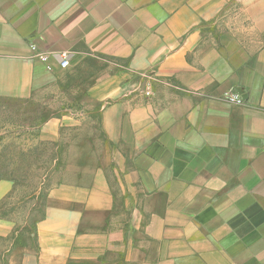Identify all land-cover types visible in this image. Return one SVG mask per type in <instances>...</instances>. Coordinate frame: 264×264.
Segmentation results:
<instances>
[{
	"label": "crops",
	"instance_id": "obj_1",
	"mask_svg": "<svg viewBox=\"0 0 264 264\" xmlns=\"http://www.w3.org/2000/svg\"><path fill=\"white\" fill-rule=\"evenodd\" d=\"M89 69L107 160L51 185L32 227L0 179V264H264V0H0V98Z\"/></svg>",
	"mask_w": 264,
	"mask_h": 264
},
{
	"label": "rangeland",
	"instance_id": "obj_2",
	"mask_svg": "<svg viewBox=\"0 0 264 264\" xmlns=\"http://www.w3.org/2000/svg\"><path fill=\"white\" fill-rule=\"evenodd\" d=\"M90 69L28 99L0 98V179L16 185L6 208L30 227L51 185L72 176L78 163L107 160L108 151L100 149L98 108L89 110L81 103ZM141 78L135 76L133 88L151 95L152 82L146 85ZM62 114L71 118L58 124V134H45L48 119Z\"/></svg>",
	"mask_w": 264,
	"mask_h": 264
},
{
	"label": "built area",
	"instance_id": "obj_3",
	"mask_svg": "<svg viewBox=\"0 0 264 264\" xmlns=\"http://www.w3.org/2000/svg\"><path fill=\"white\" fill-rule=\"evenodd\" d=\"M31 47H32V49H35L34 45H32ZM59 56H60L59 67L61 69H67L70 66L69 54L67 52H61L59 54ZM38 58L42 61H47L48 55L41 53V54H38ZM146 93H148V92L146 91Z\"/></svg>",
	"mask_w": 264,
	"mask_h": 264
}]
</instances>
